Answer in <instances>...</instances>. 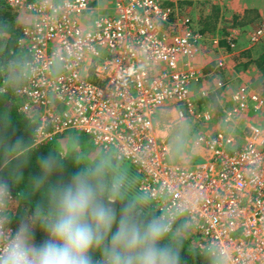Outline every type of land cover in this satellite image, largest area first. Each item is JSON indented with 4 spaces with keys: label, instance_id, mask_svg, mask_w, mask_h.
Segmentation results:
<instances>
[{
    "label": "built area",
    "instance_id": "obj_1",
    "mask_svg": "<svg viewBox=\"0 0 264 264\" xmlns=\"http://www.w3.org/2000/svg\"><path fill=\"white\" fill-rule=\"evenodd\" d=\"M92 1L7 0L26 16L19 43L29 60L15 96L20 111L37 121L34 145L68 131L89 136L118 162L117 172H127L133 193L150 194L156 215L191 217L189 237L216 264H264V128L246 122L242 145L234 134L249 112L264 113V96L239 86L220 125L194 138L209 157L171 162L156 133L159 111L176 103L196 120L212 117L206 104L190 98L191 83L206 75L192 63L203 36L188 17H173L181 0H111L106 9ZM236 32L224 37L228 49L236 47ZM248 41L264 47V21ZM213 43L218 47L219 39ZM224 60H216V69ZM214 81L216 90L225 87ZM209 93L201 91L199 100ZM123 165L129 171H118Z\"/></svg>",
    "mask_w": 264,
    "mask_h": 264
},
{
    "label": "clouds",
    "instance_id": "obj_2",
    "mask_svg": "<svg viewBox=\"0 0 264 264\" xmlns=\"http://www.w3.org/2000/svg\"><path fill=\"white\" fill-rule=\"evenodd\" d=\"M37 164L27 193L40 199L15 231L7 209L17 195L25 196L13 190L23 173L18 166L0 175V264H184L182 237L193 226L191 217L171 210L152 215L150 194L133 193L127 174L107 160L88 163L77 154L66 179L59 150ZM37 228L46 235L39 244Z\"/></svg>",
    "mask_w": 264,
    "mask_h": 264
},
{
    "label": "trees",
    "instance_id": "obj_3",
    "mask_svg": "<svg viewBox=\"0 0 264 264\" xmlns=\"http://www.w3.org/2000/svg\"><path fill=\"white\" fill-rule=\"evenodd\" d=\"M22 29L17 15L10 9L7 0H0V175H6L9 169L19 166L23 173V180L14 184L13 190L14 194L25 193L24 197L17 195L7 209L14 218L10 224L14 229L17 227L20 216L30 214L35 202L40 199L39 194L27 193L29 177L39 171L37 164L39 157L59 150L65 158L66 166L63 173L65 179L75 171L72 160L77 154L82 155L88 163L107 160L114 171H117L118 165V162L109 155L94 148L90 137L85 135L66 140L58 136L56 139L59 142H66L68 145L72 143L68 149H65L64 145L58 143L56 139L51 143L34 145L37 121L20 111L21 102L15 96L16 89L23 84L22 72L25 63L29 60L26 50L19 43L22 38ZM262 60L264 63L263 57ZM260 71L264 76V67H261ZM52 179H57V176L54 175ZM150 213L156 215L154 212ZM45 238V233L37 228L35 242L39 244ZM182 239L184 264H216V260L208 251L193 245L185 235Z\"/></svg>",
    "mask_w": 264,
    "mask_h": 264
},
{
    "label": "crops",
    "instance_id": "obj_4",
    "mask_svg": "<svg viewBox=\"0 0 264 264\" xmlns=\"http://www.w3.org/2000/svg\"><path fill=\"white\" fill-rule=\"evenodd\" d=\"M103 1L104 0H94L91 6L93 8L106 9L101 7ZM181 4H192L194 6L189 11L192 26L195 32L203 35V40L200 42V51L192 60V63L195 67L202 68V73H205L206 77L200 82L191 83V100L196 104L202 102L206 104V107L208 106L207 108L214 110V108L209 106V103L213 102L215 106H219V113L222 111L221 109L226 107V104L230 103L231 95L239 85L244 84L254 91L259 92L261 86H263L262 78L261 83L259 82L258 85V77H261V75L263 76L260 70L261 67H264L262 60V57L264 58V48L261 46H249L247 42L248 35L245 37L246 42H242L243 34L241 32H251L262 24L264 21V0H202L198 1L196 4L191 0H181L178 6ZM109 5H111V0ZM81 23L84 25L83 21H81ZM230 27H236V30H239L241 33V37L237 41L238 44L233 50L228 49L226 40L224 39L228 34L226 31ZM216 38L219 39L218 47L213 46L210 42L211 39L213 40ZM102 53L104 55L106 54L104 51ZM223 56L225 59V66L220 72H217V80H222L226 86L223 90H216L214 88L213 65H215L216 59ZM234 79H236L235 82L233 81ZM203 90H210L209 94L211 95L209 98L201 101L199 97L200 92ZM261 94L264 96V92ZM166 106L173 109V112L178 116L181 112H177L175 107L186 108L183 104L176 103ZM164 107L159 111L155 120V125L157 135L163 139L169 151L167 145L168 128H166L164 124L159 123V115L161 111L164 110ZM184 116L193 118L187 113V110L186 115H182V117ZM247 117L249 118V116H246L245 121H248ZM196 121L201 123V132L195 133L193 136L194 138L200 133L210 134L213 132V124L211 126L208 123L202 122V120ZM251 122L255 123L254 121ZM245 124L246 122H241L237 130L239 131L242 127L244 128ZM186 151L187 149L185 152ZM188 151L190 153L189 161L180 163L201 162L203 159L209 157V153L203 147L194 145V139L192 147Z\"/></svg>",
    "mask_w": 264,
    "mask_h": 264
},
{
    "label": "rangeland",
    "instance_id": "obj_5",
    "mask_svg": "<svg viewBox=\"0 0 264 264\" xmlns=\"http://www.w3.org/2000/svg\"><path fill=\"white\" fill-rule=\"evenodd\" d=\"M109 2H110V0H106V1L104 0L103 4L101 5V7H103V8L109 7L110 6ZM196 3H197V1L196 2L194 1V4H196ZM7 4H8V2H7ZM181 5L177 9V15H174L173 17L175 18V20H179V21L184 19V18H186V17H188L190 19L189 11L194 6L192 4L191 5L190 4H181ZM8 6L17 15L18 20H19V22L22 25L23 24L22 22L24 21L26 16L24 14H21V15L17 14L9 4H8ZM84 27H86L85 28L86 30H89V28H90L89 24H87V23H84L83 28ZM191 29L194 31L193 26H191ZM231 29H233V30L235 29L236 30L237 28L236 27H230L229 29H227L226 32L228 33ZM249 32H247V31L246 32L245 31L241 32L243 34L242 42H246L245 37L247 35L249 36V34L252 31L250 33ZM241 33H240L239 30L235 33L237 35V41L241 37ZM248 36H247V42L249 44ZM205 37H206V35H205ZM213 40L211 39L210 42L214 46ZM237 41H236V45L238 44ZM218 46H219V44H218ZM255 46L263 47V45H261V44H257ZM251 47H253V46H251ZM23 70H25V68H23ZM220 71L221 70L216 69L215 65H213V72H214V76L213 77H214V79L218 78V73L217 72H220ZM205 77H206V75H204V79H205ZM261 78H262V82H263L264 77L261 75V77H258V85H259V82L261 83ZM21 80H22V82H24L22 78H21ZM233 81L235 82L236 79H234ZM241 85H244V84H241ZM241 85H239V86H241ZM262 85H263V83H262ZM263 92H264V85L261 86V89H260L259 93H263ZM230 104L231 103H228L225 106L230 105ZM209 106L214 108V110L210 109L212 117H211L210 120H208L207 122H204V123H208L211 126L213 124V129H214L215 125H220L221 112L218 113L219 106H215V104L213 102H210ZM168 109H170L169 106H165L164 110L161 111V113L159 115V123L164 124L166 126V128H168L167 129L168 130L167 145L169 147V152H170L169 160L171 162L175 163V164H179L180 162L189 161L190 153H189L188 150H190L191 147H192L193 139H194L193 136L195 135V133L201 132V130H200L201 123L197 122L196 119L189 118L188 116H184V117H182L180 115L178 116L175 112H173V109H170V110H168ZM175 110L177 112L180 111L182 113V115H186V108H180V107L177 106V107H175ZM247 116H249V118L247 117L248 121H244V122L254 121L255 122L254 124H257V125L261 126L262 128H264V113L255 114L253 112H249L247 114ZM37 126H38V124H37ZM234 134H235V138L237 140L236 141L237 145L238 144L242 145V141H243V138H244V135H245L244 128L242 127L239 131L237 129H235ZM79 135H82V134L74 132V131H68L65 134L61 135L60 138H63L64 140L69 139V138L73 139L74 137H77ZM57 142L60 143V144H63L65 149L70 148V146L72 145V143L68 145V143L59 142L58 140H57ZM186 149H187L188 152L187 151L185 152ZM228 150L229 151H233L234 149L233 148H228ZM185 153H186V155H185ZM107 155H109L111 157L110 154H107ZM196 163H198V161H196ZM118 168H119L118 171L126 170V166H124V165L123 166H119ZM126 171H129V168ZM126 174H127V172H126ZM148 211L153 212V210H151V209H148ZM188 233H186L185 236L190 240V242L193 243V245H196L194 240L191 237H189Z\"/></svg>",
    "mask_w": 264,
    "mask_h": 264
}]
</instances>
